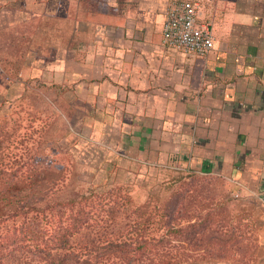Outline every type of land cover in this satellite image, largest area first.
<instances>
[{
    "label": "crops",
    "instance_id": "1",
    "mask_svg": "<svg viewBox=\"0 0 264 264\" xmlns=\"http://www.w3.org/2000/svg\"><path fill=\"white\" fill-rule=\"evenodd\" d=\"M175 1L67 0L76 28L33 76L70 100L80 136L108 139V165L220 175L264 198V0H194L206 55L164 43Z\"/></svg>",
    "mask_w": 264,
    "mask_h": 264
},
{
    "label": "rangeland",
    "instance_id": "2",
    "mask_svg": "<svg viewBox=\"0 0 264 264\" xmlns=\"http://www.w3.org/2000/svg\"><path fill=\"white\" fill-rule=\"evenodd\" d=\"M34 2L36 11L27 9ZM44 3L55 8L47 12ZM66 6L67 0H0V169L8 171L5 179L29 192L31 185L38 193L48 189V195L31 201V206L44 207L78 190L106 195L97 206L95 223L74 238L75 246L109 235H134L135 219H148L145 227L151 235L163 231L169 220L162 217L163 207L195 182L202 195L187 205L188 216L175 220L180 231L163 242L165 248L177 250L173 259L178 264H264V198L255 189L194 170L151 167L130 173L114 161L108 165V139L80 136L83 126L76 109L66 106L70 100L33 76L63 53L65 40L76 28L77 13L71 10L66 16ZM28 210L26 226L33 223L31 230L52 229L51 211ZM23 220V214L11 218L0 232ZM190 222H195L192 234L186 229ZM205 224L209 230L201 238L197 231ZM31 244L32 249L0 264L38 260L36 241ZM114 261L104 259L101 264Z\"/></svg>",
    "mask_w": 264,
    "mask_h": 264
},
{
    "label": "trees",
    "instance_id": "3",
    "mask_svg": "<svg viewBox=\"0 0 264 264\" xmlns=\"http://www.w3.org/2000/svg\"><path fill=\"white\" fill-rule=\"evenodd\" d=\"M7 172L0 169V228L20 214L24 215V220L7 228L6 232H0V262L32 249L31 242L35 240V250L41 258H26L24 264H101L104 259H115L114 264H178L173 259L177 250L174 247L165 248L163 242L169 239V235L180 231L175 220L182 214L188 216L187 205L195 195H202L195 188L196 183L191 182L183 192L175 196L177 200L163 207L162 217L166 216L169 220L164 223L165 229L156 234L147 232L145 223L148 219H135L134 235H109L106 239L93 238L83 245L75 246L74 238L95 223V213L99 209L97 206L106 195H100L96 191L86 193L78 190L69 197L55 200L44 207L31 206V201L47 196L48 189H41L38 193L37 188L31 185L29 192L26 186L6 180ZM124 200L131 201L129 197ZM28 208H35L43 213L51 211L55 219L52 229L46 228L41 232L31 230L33 223L30 221L26 226ZM194 226L195 222H190L186 226L187 231L192 234ZM208 227L207 224L202 225L197 231L201 238L205 237Z\"/></svg>",
    "mask_w": 264,
    "mask_h": 264
},
{
    "label": "built area",
    "instance_id": "4",
    "mask_svg": "<svg viewBox=\"0 0 264 264\" xmlns=\"http://www.w3.org/2000/svg\"><path fill=\"white\" fill-rule=\"evenodd\" d=\"M163 38L167 46L195 55H206L215 47L211 23L199 18L194 0H177L170 5Z\"/></svg>",
    "mask_w": 264,
    "mask_h": 264
}]
</instances>
